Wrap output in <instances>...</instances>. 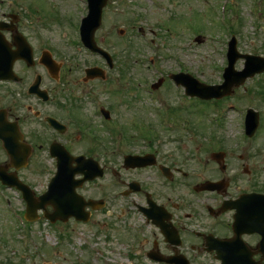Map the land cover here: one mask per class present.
Instances as JSON below:
<instances>
[{"label": "rangeland", "instance_id": "obj_1", "mask_svg": "<svg viewBox=\"0 0 264 264\" xmlns=\"http://www.w3.org/2000/svg\"><path fill=\"white\" fill-rule=\"evenodd\" d=\"M83 4V0H0V12L26 19L22 25L41 23L48 27L50 41L44 46L56 52L51 55L61 66L60 88L64 97L68 94V98L78 99L82 123L88 128L83 127L93 130L103 143L108 142L88 101L93 96L111 113L115 125H123L118 130L125 128L134 147L145 150L144 139H151L152 146L171 155L169 162L180 169L201 168L197 165L203 162L200 159L221 149L223 140L226 147L239 151L237 155L239 148L246 147L244 164L251 173H240L239 184L249 190L264 189V74L248 80L219 106L191 99L169 78L182 72L207 85L221 84L232 36L238 40L240 53L264 57V0H109L95 40L113 57V69L78 42L79 26L87 14ZM37 45L39 53L44 46L38 41ZM92 67L104 70V79L84 82L85 70ZM243 67L244 62L238 61L236 69ZM160 78L164 81L156 94H149L147 88ZM221 106L224 131L222 117L213 121L222 114ZM167 108L173 110L171 125ZM249 108L260 113L259 126L250 143H243V120ZM71 129L62 144L74 153L92 146L89 139H80L75 127ZM119 140L117 136L119 152H128L124 138ZM230 158L232 168H237L240 162L235 161L234 154ZM211 167L205 174L211 173ZM52 169L55 172V164L48 152H43L18 175L42 195ZM235 189L237 185L232 184L230 193L240 191ZM1 191L0 264H29L30 260L34 264H148L139 254L141 243L130 242L131 226H140L141 220L134 217V210H129L125 201L104 199L105 209L93 213L88 224L71 220L52 225L40 213V219L25 230L10 215L2 194L9 197L16 211L24 213L21 193ZM18 224L25 223L20 220Z\"/></svg>", "mask_w": 264, "mask_h": 264}, {"label": "flooded vegetation", "instance_id": "obj_2", "mask_svg": "<svg viewBox=\"0 0 264 264\" xmlns=\"http://www.w3.org/2000/svg\"><path fill=\"white\" fill-rule=\"evenodd\" d=\"M23 20L26 19L0 12V165L8 167L9 172L15 171L10 167L16 165L9 154L21 155L29 165L36 154L43 152H48L56 165L50 154L52 146L68 140L75 127L80 139H89L92 146L74 153L62 145L74 157L93 158L102 170L78 193L88 199H119L134 210L132 214L140 218L141 225L131 226L130 242L141 243L139 254L145 262L264 264V204L257 203L261 199L258 196L251 197L264 195V189L249 190L240 186L238 178L242 172L248 176L251 173L248 164H244L247 157L239 156L240 164L232 168V154L224 150L223 140L221 149L207 152L200 159L203 162L197 165L201 168L186 171L174 166L175 162L170 163L171 155L152 146L151 139H144L145 150L129 143L126 155L118 156L110 142L101 144L93 130L84 128L87 125L82 123L78 99L68 98V94L64 97L60 88V71L54 78L43 64V48L38 53L37 41H44L47 26L22 25ZM88 101L92 103L94 119L99 118V100ZM105 153L107 157L103 156ZM215 153H220V157H214ZM127 155L145 157L146 166L130 167L125 163ZM210 166L211 173L205 174ZM49 175L50 182L53 169ZM231 183L240 191L230 193Z\"/></svg>", "mask_w": 264, "mask_h": 264}, {"label": "water", "instance_id": "obj_3", "mask_svg": "<svg viewBox=\"0 0 264 264\" xmlns=\"http://www.w3.org/2000/svg\"><path fill=\"white\" fill-rule=\"evenodd\" d=\"M90 2V13L87 19L85 20V26L83 30V36H84V43L87 47H89L93 51H99L102 54H104L109 60V56L103 52L102 50L98 49L96 46V43L94 42V33L96 30L100 27L101 20H102V11L103 8L107 4V0H89ZM200 41V40H199ZM239 58L246 59V68L242 72H237L234 69V65L236 61ZM52 70L56 71L55 65L51 66ZM264 72V58L262 57H256L251 55H240L236 50V41L233 39V41L230 43V51H229V67L225 71V83H224V96H229L233 93L234 87H239L242 85L245 80H247L249 77H254L256 74H260ZM97 70H89L88 74L91 77H94L97 74ZM177 83H182L187 87V93L191 96H198L203 99H212L217 98L220 99L223 97V94L221 92L222 86L217 87H206L201 86L198 83H196L194 80H192L189 76L184 75H178L172 77ZM159 85V84H158ZM156 85L155 87H158ZM258 114L254 111L250 110L248 115V134L252 136L254 132L256 131V128L258 126ZM77 164L80 163L79 168L76 170V173H82L86 172L87 179H93V172L94 168L91 164L86 163L82 160H76ZM59 167V172L62 171V168ZM85 180L81 181L83 183ZM4 183H7L4 181ZM63 183H66V185L69 184L67 178L65 177ZM9 185L11 186H17L19 189H21L24 193L25 199L28 202V212H27V218L28 219H37V211L40 209L45 210V217L47 219H50L52 222H56L57 220L61 221H67L69 217L75 216L80 219L79 211H80V205H82L80 198H48L47 194L35 198L32 191L18 183L14 179V182L8 181ZM91 205L95 207H102L104 205L103 202H90ZM48 205H52L54 207V213L52 215H49L46 212V207Z\"/></svg>", "mask_w": 264, "mask_h": 264}]
</instances>
